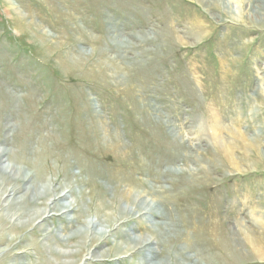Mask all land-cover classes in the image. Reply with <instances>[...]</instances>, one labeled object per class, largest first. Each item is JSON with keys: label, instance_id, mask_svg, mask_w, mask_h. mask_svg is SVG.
I'll use <instances>...</instances> for the list:
<instances>
[{"label": "rangeland", "instance_id": "obj_1", "mask_svg": "<svg viewBox=\"0 0 264 264\" xmlns=\"http://www.w3.org/2000/svg\"><path fill=\"white\" fill-rule=\"evenodd\" d=\"M0 264H264V0H0Z\"/></svg>", "mask_w": 264, "mask_h": 264}, {"label": "bare ground", "instance_id": "obj_2", "mask_svg": "<svg viewBox=\"0 0 264 264\" xmlns=\"http://www.w3.org/2000/svg\"><path fill=\"white\" fill-rule=\"evenodd\" d=\"M110 29V28H109ZM121 35V34H120ZM113 36V35H112ZM128 43V42H127ZM2 152V151H1ZM35 153H37V151L35 152ZM33 155V154H32ZM34 156V155H33ZM35 157V156H34ZM39 159L38 157H35L34 159ZM35 161V160H34ZM27 166V165H26ZM35 167H34V171H35V175H33V176H36L37 178H38V180H40V184H39V186H38V190L39 191H41V192H47V191H50V189H51V183H50V181H49V179L48 178H46V177H43V170H42V167H41V164H40V161L39 162H37V164L36 165H34ZM28 169V168H27ZM26 170V169H25ZM22 171V170H21ZM24 171V170H23ZM22 171V172H23ZM31 171L32 170H28L27 172H26V174H25V176L27 177L30 173H31ZM25 173V172H24ZM33 174V173H32ZM25 178V177H24ZM35 178V177H34ZM36 178V179H37ZM73 187V186H72ZM32 191V190H31ZM35 192V191H34ZM63 195V194H62ZM54 197V196H53ZM57 198H58V196H57ZM136 198V197H135ZM152 199V198H151ZM51 200V199H50ZM141 204V203H140ZM150 204V203H149ZM131 207V206H130ZM155 207V206H154ZM155 210V209H154ZM40 211V210H39ZM38 211V212H39ZM135 212V211H134ZM144 212V211H143ZM90 221H91V219H90ZM92 224V223H91ZM112 229V228H111ZM104 231V230H103ZM140 238V237H139ZM143 239V238H142ZM119 244V243H118ZM124 245V244H123ZM154 248V247H153ZM128 249V248H127ZM123 250V249H122ZM149 256V255H148Z\"/></svg>", "mask_w": 264, "mask_h": 264}]
</instances>
